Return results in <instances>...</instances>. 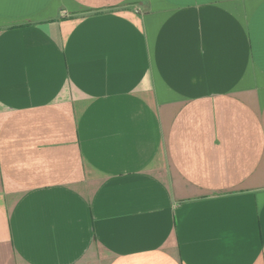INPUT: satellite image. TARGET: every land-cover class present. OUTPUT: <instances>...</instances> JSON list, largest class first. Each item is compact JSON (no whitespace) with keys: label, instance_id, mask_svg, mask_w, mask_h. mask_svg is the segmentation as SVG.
<instances>
[{"label":"crops","instance_id":"obj_1","mask_svg":"<svg viewBox=\"0 0 264 264\" xmlns=\"http://www.w3.org/2000/svg\"><path fill=\"white\" fill-rule=\"evenodd\" d=\"M0 264H264V0H0Z\"/></svg>","mask_w":264,"mask_h":264}]
</instances>
